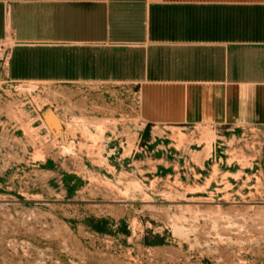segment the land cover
Here are the masks:
<instances>
[{
    "label": "rangeland",
    "instance_id": "374dc122",
    "mask_svg": "<svg viewBox=\"0 0 264 264\" xmlns=\"http://www.w3.org/2000/svg\"><path fill=\"white\" fill-rule=\"evenodd\" d=\"M0 264H264V125H148L133 84L0 65Z\"/></svg>",
    "mask_w": 264,
    "mask_h": 264
},
{
    "label": "crops",
    "instance_id": "0c3cea01",
    "mask_svg": "<svg viewBox=\"0 0 264 264\" xmlns=\"http://www.w3.org/2000/svg\"><path fill=\"white\" fill-rule=\"evenodd\" d=\"M4 75L129 83L148 125H264V0H0Z\"/></svg>",
    "mask_w": 264,
    "mask_h": 264
},
{
    "label": "built area",
    "instance_id": "2783aa9c",
    "mask_svg": "<svg viewBox=\"0 0 264 264\" xmlns=\"http://www.w3.org/2000/svg\"><path fill=\"white\" fill-rule=\"evenodd\" d=\"M8 54V45L4 41H0V63L4 64Z\"/></svg>",
    "mask_w": 264,
    "mask_h": 264
},
{
    "label": "bare ground",
    "instance_id": "6f19581e",
    "mask_svg": "<svg viewBox=\"0 0 264 264\" xmlns=\"http://www.w3.org/2000/svg\"><path fill=\"white\" fill-rule=\"evenodd\" d=\"M51 120H52V122H53L54 124H56V122H57V118H56L55 116H51ZM69 130L73 131L74 129H73V127H72V128L70 127Z\"/></svg>",
    "mask_w": 264,
    "mask_h": 264
}]
</instances>
